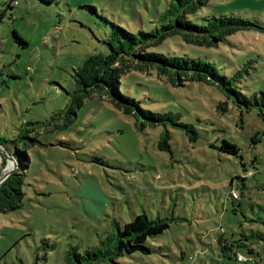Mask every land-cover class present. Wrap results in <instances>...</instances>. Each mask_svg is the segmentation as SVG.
I'll return each instance as SVG.
<instances>
[{
    "label": "rangeland",
    "instance_id": "374dc122",
    "mask_svg": "<svg viewBox=\"0 0 264 264\" xmlns=\"http://www.w3.org/2000/svg\"><path fill=\"white\" fill-rule=\"evenodd\" d=\"M12 1L0 0V143L18 160L17 148L25 151L29 164L21 206L0 212V264H67L71 246L94 248L115 222L140 213L170 227L147 238L150 252L118 264H248L239 254L264 264V0H209L189 14L201 25L222 15L258 23L217 47L173 35L149 48L209 60L224 74L242 69V91L257 93L259 105L247 110L214 85L131 71L123 87L143 108L179 117L159 123L97 96L78 107L75 75L109 51L117 26L162 30L171 0ZM224 139L242 158L221 149ZM3 146L0 177L13 168Z\"/></svg>",
    "mask_w": 264,
    "mask_h": 264
},
{
    "label": "trees",
    "instance_id": "16d2710c",
    "mask_svg": "<svg viewBox=\"0 0 264 264\" xmlns=\"http://www.w3.org/2000/svg\"><path fill=\"white\" fill-rule=\"evenodd\" d=\"M44 1L51 3L54 0ZM208 1L171 0L163 15V19H167L168 22L162 26V30L151 32L141 30L137 33L117 26V30L111 33L110 38L106 40L109 51L90 55L84 64L76 70L77 106L80 107L86 98L97 96L102 100H108L124 114L134 116L137 121L139 118H143L152 123H159L165 119H179L174 113H158L143 108L140 100L131 96L124 89V79L133 70L150 74L154 70L159 78L165 79L166 82L175 86L185 85L186 80L214 85L228 98L237 100L238 103L245 106L247 110L259 105L257 93L247 95L242 91V78L244 77L242 69L236 70L231 75L224 74L213 62L203 58L185 54L168 55L149 50L150 47L162 43L167 37L173 35L182 36L188 44L217 47L227 36L245 28L259 26L256 22L236 15L207 16L205 17L207 23L204 25L192 22L188 15L196 12ZM7 7H14L12 0ZM93 8L97 10L95 7ZM2 15L4 13L0 15V18ZM13 36L19 43L27 45L26 40L15 29ZM263 96L264 94L261 97ZM175 124L187 131L196 132V128L191 123L176 121ZM257 133L259 136L262 134L261 131H255L252 137L253 143L259 137L256 136ZM235 137L234 133L231 138L234 140ZM0 146L3 145L0 143ZM3 149L10 154L5 147ZM221 149L242 158L241 146L235 141L224 139ZM16 151L20 157L18 160L14 156L17 169L0 185V212L20 207L25 196L23 184L29 156L20 148H17ZM21 169L24 171L21 172ZM233 193L234 189L232 188L230 191L232 198L239 199V195L237 194L238 196L235 197ZM115 224L113 231L100 240L96 247L81 250L78 246H71L66 255L67 264H96L99 262L118 264L117 260L121 255L132 254L136 251L150 252L145 244L147 238L169 228L170 220L150 219L146 213H140L123 226L117 222ZM261 238L264 239V236ZM242 262L256 264L250 260Z\"/></svg>",
    "mask_w": 264,
    "mask_h": 264
},
{
    "label": "water",
    "instance_id": "95a60500",
    "mask_svg": "<svg viewBox=\"0 0 264 264\" xmlns=\"http://www.w3.org/2000/svg\"><path fill=\"white\" fill-rule=\"evenodd\" d=\"M3 153V152H2ZM10 159L13 161V168H11L10 170H8L7 172H5L1 177H0V185L5 181V179L11 174L13 173L16 169H17V165H16V159L14 156L8 154Z\"/></svg>",
    "mask_w": 264,
    "mask_h": 264
},
{
    "label": "built area",
    "instance_id": "2783aa9c",
    "mask_svg": "<svg viewBox=\"0 0 264 264\" xmlns=\"http://www.w3.org/2000/svg\"><path fill=\"white\" fill-rule=\"evenodd\" d=\"M3 151H4V150H1V152H3ZM233 195H234L235 197L238 196L236 192H234ZM239 259H240L241 261H249V260H250L252 263L254 262L253 259H251V258H249V257H245V256H243V255H241V254H239Z\"/></svg>",
    "mask_w": 264,
    "mask_h": 264
}]
</instances>
